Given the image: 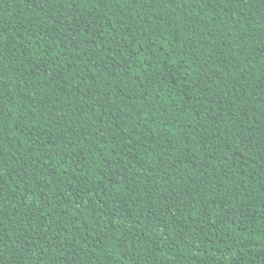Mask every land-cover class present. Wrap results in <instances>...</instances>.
<instances>
[{"label":"trees","instance_id":"obj_1","mask_svg":"<svg viewBox=\"0 0 264 264\" xmlns=\"http://www.w3.org/2000/svg\"><path fill=\"white\" fill-rule=\"evenodd\" d=\"M0 264H264V0H0Z\"/></svg>","mask_w":264,"mask_h":264}]
</instances>
